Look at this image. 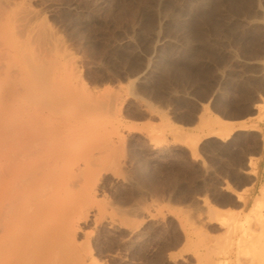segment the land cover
<instances>
[{
    "label": "rangeland",
    "instance_id": "rangeland-1",
    "mask_svg": "<svg viewBox=\"0 0 264 264\" xmlns=\"http://www.w3.org/2000/svg\"><path fill=\"white\" fill-rule=\"evenodd\" d=\"M33 7L75 60L79 84L104 100L87 123L119 147L79 211L86 260L264 264V246L242 239L243 228L257 235L264 210V0ZM246 161L258 162V179Z\"/></svg>",
    "mask_w": 264,
    "mask_h": 264
},
{
    "label": "bare ground",
    "instance_id": "bare-ground-1",
    "mask_svg": "<svg viewBox=\"0 0 264 264\" xmlns=\"http://www.w3.org/2000/svg\"><path fill=\"white\" fill-rule=\"evenodd\" d=\"M58 42L33 0H0V264L90 263L75 245L79 211L119 147L111 132L87 123L104 100L79 84ZM247 166L258 179V162ZM260 221L257 235L242 227L244 241L264 246V210Z\"/></svg>",
    "mask_w": 264,
    "mask_h": 264
},
{
    "label": "crops",
    "instance_id": "crops-1",
    "mask_svg": "<svg viewBox=\"0 0 264 264\" xmlns=\"http://www.w3.org/2000/svg\"><path fill=\"white\" fill-rule=\"evenodd\" d=\"M262 161H264V158L263 157L258 160L259 163H261Z\"/></svg>",
    "mask_w": 264,
    "mask_h": 264
},
{
    "label": "water",
    "instance_id": "water-1",
    "mask_svg": "<svg viewBox=\"0 0 264 264\" xmlns=\"http://www.w3.org/2000/svg\"><path fill=\"white\" fill-rule=\"evenodd\" d=\"M247 162H248V161H246V163L244 164L243 169L246 168V166H247Z\"/></svg>",
    "mask_w": 264,
    "mask_h": 264
}]
</instances>
